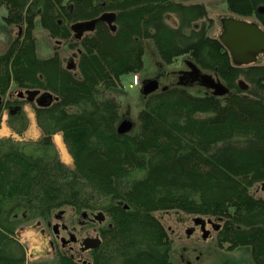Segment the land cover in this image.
I'll return each mask as SVG.
<instances>
[{"label": "trees", "instance_id": "trees-1", "mask_svg": "<svg viewBox=\"0 0 264 264\" xmlns=\"http://www.w3.org/2000/svg\"><path fill=\"white\" fill-rule=\"evenodd\" d=\"M228 11L254 16L264 29V0H226ZM2 20L19 36L0 54V122L22 136L31 105L40 138H0V264H27L14 236L21 226L51 222L55 211L103 210L101 245L85 263L62 254L36 264H174L172 241L159 211H181L219 224L216 242L228 250L249 247L264 264V65L235 64L221 41L208 35L212 19L203 4L175 0H0ZM113 13L78 38L72 26ZM175 15L171 27L166 15ZM53 39L80 47L74 72L56 53L40 59L35 20ZM75 41V42H71ZM163 67L188 57L213 74L229 93L195 95L183 85L157 90L143 100L131 131L119 134L120 78L140 74L145 42ZM161 67L160 69H163ZM242 78L249 90H241ZM14 87V88H12ZM54 98L30 103L20 92ZM61 133L73 167L52 141ZM261 189V188H260Z\"/></svg>", "mask_w": 264, "mask_h": 264}, {"label": "rangeland", "instance_id": "rangeland-1", "mask_svg": "<svg viewBox=\"0 0 264 264\" xmlns=\"http://www.w3.org/2000/svg\"><path fill=\"white\" fill-rule=\"evenodd\" d=\"M177 3L184 5L191 4H203L208 18L212 19L211 26L208 29V35L213 37H219L222 33L223 26L221 23L222 19H230L237 17L236 15L230 13L227 8L226 0H175ZM6 15V8L4 6L0 7V54L4 53L10 42L19 36V28L15 26H6L3 23V16ZM166 22L171 27L178 26V19L175 15H166ZM243 20L256 22L254 16L249 18H242ZM33 38L36 45V53L40 59H47L52 57L54 54H58L62 59L63 66L71 68L74 73L75 78L79 79V71L76 68V63L78 61L79 53L81 51L80 47L70 48L69 43L53 39L44 29H42L39 18L35 20V27L33 31ZM75 42V41H71ZM146 51L144 55V68L139 77V85H133V79L135 75H124L120 78L122 90L120 93L112 95L107 92L110 96H115L120 103V113L121 117L119 122L123 120H130L136 122L138 112L143 106L144 97L141 94L140 87L144 81L159 77V89L170 88L177 85H183L191 93L197 95L213 94V89L207 86H203L196 82H191V77L187 72L191 70L190 64L194 65L188 57H179L172 65L163 67L158 62L156 52L149 41L145 42ZM255 65H264V52L256 57L254 62ZM163 67V69H160ZM201 75L210 76L215 79L213 74L199 70ZM182 79V80H181ZM242 79V78H240ZM222 84V83H221ZM14 88V87H12ZM24 109L27 115L30 117L29 127L23 136H11L6 134L5 131V121L6 115L4 114L0 122V138L11 137L15 141H31L37 140L41 136L39 133L36 123L33 124L34 112L30 105H24ZM7 129V128H6ZM10 131V130H9ZM60 137L66 151L67 148L63 141L61 133H57L53 136L52 141L56 147L59 154L60 160L68 167H73V159L70 157V161L67 164L62 160L59 148L56 144V138ZM252 193L258 197L263 198L264 192L260 187H254ZM90 212V211H88ZM98 210L91 211L92 214H98ZM80 211L76 213L75 209L72 207H64L63 209L54 212L58 215V220L52 218L49 226L41 223V221L36 220L31 223L25 224L16 230L14 236L23 246L26 253L27 264H36L44 261H49L55 258V255L59 252L65 254L74 260L84 261L89 258L90 253H82L79 243L76 245H71L72 250L63 249L61 247V242H58V246L55 249L51 246V241L54 239L53 227L58 224V228L61 225L68 228V232L72 236L78 237L79 242L86 238H97L98 230L101 227L100 224L93 222L89 225L87 222H83V218ZM154 216L160 221V223L166 229L169 238L172 241L170 260L174 264H254L250 248L249 247H238L234 250H228V245L224 244L219 246L216 242V232L210 225L219 226L216 221L208 219L207 217H202L206 221L210 220L209 225L206 229L211 231L210 236L206 239H202V234L196 226L193 224L194 217L185 214L181 211H159L154 213ZM192 229V233L188 234L187 230ZM61 235L68 238L67 233L61 232ZM99 237V236H98ZM69 239V238H68Z\"/></svg>", "mask_w": 264, "mask_h": 264}, {"label": "water", "instance_id": "water-1", "mask_svg": "<svg viewBox=\"0 0 264 264\" xmlns=\"http://www.w3.org/2000/svg\"><path fill=\"white\" fill-rule=\"evenodd\" d=\"M259 12L264 11V7L258 8ZM115 19V14L105 13L102 14L98 19L84 21L76 23L72 26V29L77 32L76 37L78 38L83 32L93 30L95 24L99 21H105L110 24L111 29L114 30L115 27L112 25ZM223 30L218 39L221 41L223 46L229 52L233 63L239 65H250L256 60V57L264 52V30L256 23L240 19H222L221 20ZM191 70L187 72L191 77V82L199 83L203 86H207L213 89V94L216 96H223L229 92V89L221 84L218 79H213L210 76L201 75L199 69L190 64ZM70 69L71 67L68 66ZM160 76L153 79L144 81L140 87L141 94L143 97H147L149 94L157 91L159 89L158 79ZM182 80V79H181ZM239 88L246 91L248 85L241 79L238 81ZM165 88H162L164 90ZM26 95V100L29 102H35L39 106L46 105L52 100L56 99L49 93H41L39 90H26L25 92H20L19 95ZM44 103V104H43ZM133 128V122L130 120H123L119 122L117 126V132L119 134H124L131 131ZM261 190L264 192V183L260 186ZM96 220L104 219V215L100 212L95 217ZM210 223V220L206 221L202 217H194V226L199 227L202 239H206L209 236V230L206 229V224ZM214 227V225H213ZM219 227H215L218 229ZM57 229V225L54 226ZM188 234L192 233V229L187 230ZM101 245V240L99 238H85L83 240L84 250H94Z\"/></svg>", "mask_w": 264, "mask_h": 264}, {"label": "flooded vegetation", "instance_id": "flooded-vegetation-1", "mask_svg": "<svg viewBox=\"0 0 264 264\" xmlns=\"http://www.w3.org/2000/svg\"><path fill=\"white\" fill-rule=\"evenodd\" d=\"M262 12H264V11H262ZM261 12V13H262ZM234 19H240V20H243L241 17H234ZM229 53V52H228ZM231 57V56H230ZM252 65H254V64H250V65H242V66H252ZM216 79V78H215ZM247 84V83H246ZM237 85H238V83H237ZM248 85V84H247ZM238 87H239V85H238ZM249 90V85H248V88L246 89V91H248ZM44 104V103H43ZM89 211V210H88ZM99 212L98 213H102L103 215H104V219L103 220H100V219H98V220H96L95 219V217H96V215L95 214H92L91 213V211L90 212H87V211H83V213L81 214V217L83 218V222H87V223H89V225L90 224H92L93 222H96V223H98V224H100V226L102 227L103 225H104V223H105V221L107 220V218H109V215H108V213L107 212H105V211H103V210H98ZM52 218H54V219H56V220H58V218H59V216L58 215H55V214H53V217ZM41 223H43V222H41ZM51 223V222H50ZM50 223H48V224H45V226H49L50 225ZM44 224V223H43ZM207 225H209V223H207L206 224V227H207ZM211 226V228L213 229V232H216L218 229H215V227H217V226H215L214 225V227L212 226V225H210ZM197 227V226H196ZM197 228H199V227H197ZM53 229H54V227H53ZM61 232H63V233H67V235H68V238H65V237H63L62 235H61ZM210 233H211V231H209V236H210ZM53 236H54V239L51 241V246L55 249V247L56 246H58V242H61V247L63 248V249H67L68 248V250L70 251V250H72V247H71V245H76V244H78L79 243V246H80V249H81V252L82 253H85V252H89L90 253V256H89V258H88V261L90 260V258H91V254H92V252H93V250H91V249H89V250H84L83 249V239L79 242V239H78V237H74V236H72L71 235V233H69L68 232V228L67 227H64L63 225H61V228L59 227L58 228V224H57V229H54V233H53ZM99 236V237H98ZM98 238H100V233H99V230H98ZM208 236V237H209ZM86 238V237H85ZM101 239V238H100ZM71 252V251H70ZM87 260H84V261H82L83 263H85Z\"/></svg>", "mask_w": 264, "mask_h": 264}, {"label": "bare ground", "instance_id": "bare-ground-1", "mask_svg": "<svg viewBox=\"0 0 264 264\" xmlns=\"http://www.w3.org/2000/svg\"><path fill=\"white\" fill-rule=\"evenodd\" d=\"M56 144H57V146L59 148L62 160L65 161L68 164L69 161H70V157H69V155H68V153H67V151H66V149H65V147H64V145H63V143H62V141L60 139V137L56 138Z\"/></svg>", "mask_w": 264, "mask_h": 264}, {"label": "crops", "instance_id": "crops-1", "mask_svg": "<svg viewBox=\"0 0 264 264\" xmlns=\"http://www.w3.org/2000/svg\"><path fill=\"white\" fill-rule=\"evenodd\" d=\"M7 128V129H6ZM10 129L8 128V127H5V133L8 135V134H10V131H9Z\"/></svg>", "mask_w": 264, "mask_h": 264}, {"label": "built area", "instance_id": "built-area-1", "mask_svg": "<svg viewBox=\"0 0 264 264\" xmlns=\"http://www.w3.org/2000/svg\"><path fill=\"white\" fill-rule=\"evenodd\" d=\"M138 82V78L135 76L134 77V83L136 84Z\"/></svg>", "mask_w": 264, "mask_h": 264}]
</instances>
